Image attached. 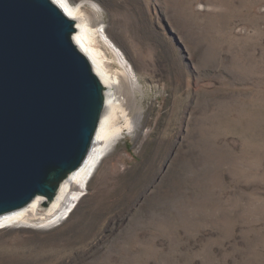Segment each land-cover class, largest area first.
<instances>
[{
  "label": "rangeland",
  "instance_id": "1",
  "mask_svg": "<svg viewBox=\"0 0 264 264\" xmlns=\"http://www.w3.org/2000/svg\"><path fill=\"white\" fill-rule=\"evenodd\" d=\"M71 1L101 6L143 124L58 225L0 229V264H264V0Z\"/></svg>",
  "mask_w": 264,
  "mask_h": 264
},
{
  "label": "water",
  "instance_id": "2",
  "mask_svg": "<svg viewBox=\"0 0 264 264\" xmlns=\"http://www.w3.org/2000/svg\"><path fill=\"white\" fill-rule=\"evenodd\" d=\"M54 0H0V220L87 161L105 87Z\"/></svg>",
  "mask_w": 264,
  "mask_h": 264
},
{
  "label": "bare ground",
  "instance_id": "3",
  "mask_svg": "<svg viewBox=\"0 0 264 264\" xmlns=\"http://www.w3.org/2000/svg\"><path fill=\"white\" fill-rule=\"evenodd\" d=\"M75 20L74 41L90 58L93 68L105 87V107L96 132V141L84 165L68 174L58 183L52 198L38 195L26 206L0 220V229L7 227H25L47 229L58 225L70 216L88 188V183L107 152L118 142L123 131L121 121L134 130L143 124L144 112L139 103V92L144 85L128 60L125 53L112 41L105 29L94 28L98 18H102V8L93 3L96 22L92 23L81 4L71 0H54ZM101 35L118 56L123 70L113 73L105 62V54L98 46L96 37ZM126 85V93L119 87Z\"/></svg>",
  "mask_w": 264,
  "mask_h": 264
}]
</instances>
